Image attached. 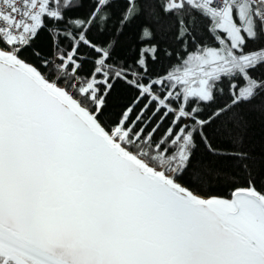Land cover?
I'll return each mask as SVG.
<instances>
[{
	"label": "snow or ice",
	"instance_id": "6c2138e0",
	"mask_svg": "<svg viewBox=\"0 0 264 264\" xmlns=\"http://www.w3.org/2000/svg\"><path fill=\"white\" fill-rule=\"evenodd\" d=\"M0 264H264V0H0Z\"/></svg>",
	"mask_w": 264,
	"mask_h": 264
}]
</instances>
